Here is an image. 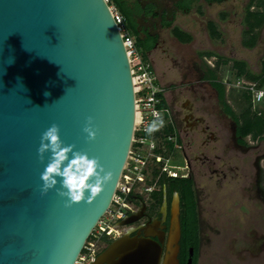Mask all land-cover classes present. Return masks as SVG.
Here are the masks:
<instances>
[{
    "label": "water",
    "instance_id": "obj_1",
    "mask_svg": "<svg viewBox=\"0 0 264 264\" xmlns=\"http://www.w3.org/2000/svg\"><path fill=\"white\" fill-rule=\"evenodd\" d=\"M129 66L106 0H0V264L77 260L110 206L130 148ZM89 117L96 131L91 140L84 131ZM52 124L65 145L97 157L111 172L95 196L66 205L59 184L42 193L41 172L50 152L41 160L37 150ZM179 207L175 192L166 238L164 230L144 226L142 234L111 240L90 264H178ZM174 211L176 234L169 246ZM141 215L142 210L121 223Z\"/></svg>",
    "mask_w": 264,
    "mask_h": 264
},
{
    "label": "rangeland",
    "instance_id": "obj_2",
    "mask_svg": "<svg viewBox=\"0 0 264 264\" xmlns=\"http://www.w3.org/2000/svg\"><path fill=\"white\" fill-rule=\"evenodd\" d=\"M262 1L257 0L253 10H264ZM147 2L154 5L156 15L164 10L166 18L170 19L172 0H142L143 4ZM247 3L248 0H225L220 5H205L204 9L209 18L217 17L220 10L228 11L227 21L232 23L224 22V29L228 35H238L242 42V18ZM188 17L184 16L183 24L188 23ZM139 24L159 35L158 49L169 51L167 62L171 64L174 51H171L169 28L162 26L159 17L152 16L140 18ZM259 33L253 48H244L240 44V49H224L225 53L247 61L252 71L260 72L264 67V27ZM183 57L182 66L186 64L190 67L195 60L194 51L186 50ZM215 68L218 79L226 82L224 92L229 100L228 106L237 116L238 121L234 119L233 124L237 129V138L242 139V145H234L226 152L234 169L228 170L224 183L217 186L211 181L199 177L196 179L203 189L199 200L196 264H264V101L254 106H250L249 100L244 101L245 94L242 92L245 90L233 86L236 80L231 64H216ZM256 83L264 90V76ZM163 116L170 118L168 107ZM226 123L229 124L228 118ZM239 127L243 134L238 131ZM174 133L177 136L176 130ZM171 163L182 168L185 166L179 151L175 155L173 151ZM179 172L187 173L186 169ZM151 194L148 202L158 205L160 198Z\"/></svg>",
    "mask_w": 264,
    "mask_h": 264
},
{
    "label": "built area",
    "instance_id": "obj_3",
    "mask_svg": "<svg viewBox=\"0 0 264 264\" xmlns=\"http://www.w3.org/2000/svg\"><path fill=\"white\" fill-rule=\"evenodd\" d=\"M109 6L130 65L134 91L133 134L110 206L95 224L74 264H90L97 256L96 244L101 239L107 237L113 240L123 235L122 220L133 213L141 201L148 200L152 192L159 191L158 181L161 175L187 176V173L179 172L186 169L185 166L182 168L171 163L172 154L165 147L166 144L172 143L174 149L180 151L181 145L177 142V136L174 134L162 136L161 133L163 123L159 120L167 110L161 107L166 88L158 81L150 56L144 55L136 46L122 15L112 5ZM233 86L247 90L252 95L253 106L264 101V90L257 86L256 81L238 79ZM169 121L170 118L167 122ZM149 127L152 131L147 130ZM154 170H157L156 176L153 174Z\"/></svg>",
    "mask_w": 264,
    "mask_h": 264
},
{
    "label": "flooded vegetation",
    "instance_id": "obj_4",
    "mask_svg": "<svg viewBox=\"0 0 264 264\" xmlns=\"http://www.w3.org/2000/svg\"><path fill=\"white\" fill-rule=\"evenodd\" d=\"M216 81L222 82L219 79H216ZM228 104L229 100L225 92L224 97L221 98L217 90L203 80L190 87L178 88L173 92L172 89L170 90L167 107L170 121L180 141L181 149L179 152L184 160L187 175L192 179L197 220L199 200L203 189L202 186L198 185L196 179L199 177L208 182L211 181L217 186L224 183L227 180L228 170L234 169V165L229 161L226 152L228 148H232L234 145L236 147L242 145V139L239 140L237 138V129L234 126L235 124H233L234 118L226 111V107L230 108ZM226 118H228L229 124L226 123ZM162 190V198L158 205H155L156 203L151 204L148 200H143L138 204L135 211L130 214H138L142 210V215L135 221L123 224L121 226L122 234H142L143 227L148 226V231L157 232L164 230L166 238L170 205L175 192L169 198L166 190ZM176 194L179 197L177 192ZM157 222H160L159 225H165L166 227L162 228L160 226L158 229H154ZM150 225H153V227ZM110 242L111 240L107 237L101 239L96 244L97 255ZM181 247L182 244L179 240L178 264H186L189 258V250L193 251L191 256V264H193L194 245L188 244L186 246L187 255L185 260L182 256Z\"/></svg>",
    "mask_w": 264,
    "mask_h": 264
},
{
    "label": "trees",
    "instance_id": "obj_5",
    "mask_svg": "<svg viewBox=\"0 0 264 264\" xmlns=\"http://www.w3.org/2000/svg\"><path fill=\"white\" fill-rule=\"evenodd\" d=\"M192 0H178L175 3L176 8L181 11L188 12L192 7ZM206 3L213 2H221L223 0H204ZM257 0H248L247 5L245 6L243 18H242V45L244 47H254L257 43V40L260 36V29L264 27V10H253L256 7ZM263 6H264V0ZM108 4L112 5L119 14L122 15L126 27L134 37V41L136 46L141 50L144 55H147L148 52L157 44L159 35L155 32H151L148 28L141 27L139 24V19L142 17H159L161 19V24L163 27H168L170 25V21L165 19V12L163 11L161 14L154 13V5L151 2H147L145 4L142 3V0H108ZM222 16H225V12H223ZM210 29L212 30V34H214L215 26L209 24ZM233 68L235 72L233 73V78L235 80L243 79L247 81H259L264 76V67L262 66L260 72H254L251 68L248 67V64L245 61H233ZM216 72V71H215ZM210 85L217 90L218 95L223 98L224 97V83L216 81V73L209 71ZM245 94L244 101L249 100L250 106H252V95L246 90L242 92ZM248 95V96H247ZM162 108L167 109V105L162 98ZM248 110V109H247ZM226 111L229 115H231L235 120L237 119L235 113L228 107H226ZM169 118L161 116L160 122L163 123V127H161L162 136L166 134H174L175 129L171 121L167 122ZM258 120V117H256ZM256 120V122H257ZM238 121V119H237ZM255 122V123H256ZM258 124V122H257ZM256 124V125H257ZM238 131L243 134L240 127ZM242 141V140H241ZM177 142L180 144L179 139L177 138ZM166 149L170 151L172 154L174 151V155L176 153V149L172 143H168L165 145ZM154 176L157 175V170L153 171ZM160 185L159 191L152 192L151 195L157 196V198H162V192L166 190L167 196L171 198L173 192H177L179 194V204H180V220H181V236L180 242L182 244L181 251L183 259H186V246L188 244L194 245V256H193V264H196L197 261V246H198V234H199V223L197 220L196 213V200H195V191L192 186V179L189 175L185 177H173L167 176L165 174L161 175L158 181Z\"/></svg>",
    "mask_w": 264,
    "mask_h": 264
},
{
    "label": "crops",
    "instance_id": "obj_6",
    "mask_svg": "<svg viewBox=\"0 0 264 264\" xmlns=\"http://www.w3.org/2000/svg\"><path fill=\"white\" fill-rule=\"evenodd\" d=\"M177 1L172 0L171 2L170 19L166 18V12L163 10L165 12V19L170 21V25L165 28H169L170 30L171 51H174L171 54V64L167 62L170 57L169 51L166 49L159 50L158 42L147 53L154 63L158 81L166 88L163 95L166 105L171 89L173 92L178 88L190 87L196 85L200 80L210 84L212 79H210L209 71L216 73V79L219 78L217 72H215L216 64L229 63L232 69H234L233 61H245L235 58L230 53H225L224 51V49H240V44L242 45L238 35L234 36L233 33L228 35L226 29H224L223 24L224 22H229L227 20L230 13L226 10H220L217 17L209 18L206 16L205 5L208 7L213 6V4L220 5L225 0L213 3H206L204 0H192L190 3L192 7L188 12L176 8L175 3ZM223 12H225V16H222ZM184 16H189L187 24H183L182 22ZM159 20L161 22L160 18ZM229 23H232V21ZM209 24L215 26L214 34H212ZM235 31L237 33L238 29L236 28ZM242 47L244 46L242 45ZM186 50L194 51L195 60L190 67L186 64L182 66L183 55ZM245 63L248 64L247 61ZM248 67L251 68L249 64ZM223 80L221 81L226 83Z\"/></svg>",
    "mask_w": 264,
    "mask_h": 264
},
{
    "label": "clouds",
    "instance_id": "obj_7",
    "mask_svg": "<svg viewBox=\"0 0 264 264\" xmlns=\"http://www.w3.org/2000/svg\"><path fill=\"white\" fill-rule=\"evenodd\" d=\"M91 119L89 117V123L84 127L90 140L96 137ZM147 130L152 131V128ZM73 149V145H65L60 138L58 125L52 124L41 134L37 150L41 160L46 152H50L48 163L41 172L42 193L59 184L56 190L60 196L67 198L66 205L81 201L86 196H95L111 180V172L105 171L97 157Z\"/></svg>",
    "mask_w": 264,
    "mask_h": 264
},
{
    "label": "bare ground",
    "instance_id": "obj_8",
    "mask_svg": "<svg viewBox=\"0 0 264 264\" xmlns=\"http://www.w3.org/2000/svg\"><path fill=\"white\" fill-rule=\"evenodd\" d=\"M175 210V209H174ZM176 212L174 211L173 213V222L170 228V234H169V240H168V245L172 246L174 238H175V234H176V224L174 223V219H175V215Z\"/></svg>",
    "mask_w": 264,
    "mask_h": 264
}]
</instances>
